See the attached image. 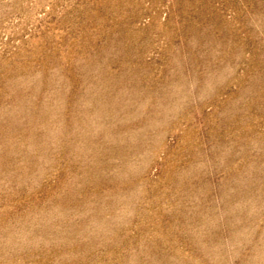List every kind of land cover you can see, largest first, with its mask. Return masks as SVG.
<instances>
[{
  "label": "rangeland",
  "instance_id": "rangeland-1",
  "mask_svg": "<svg viewBox=\"0 0 264 264\" xmlns=\"http://www.w3.org/2000/svg\"><path fill=\"white\" fill-rule=\"evenodd\" d=\"M0 264H264V0H0Z\"/></svg>",
  "mask_w": 264,
  "mask_h": 264
}]
</instances>
